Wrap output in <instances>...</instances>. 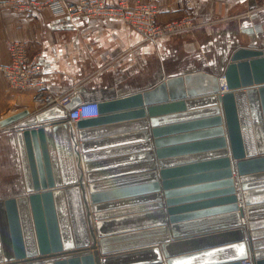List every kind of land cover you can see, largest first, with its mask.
<instances>
[{"label": "water", "instance_id": "1", "mask_svg": "<svg viewBox=\"0 0 264 264\" xmlns=\"http://www.w3.org/2000/svg\"><path fill=\"white\" fill-rule=\"evenodd\" d=\"M263 26L219 74L0 119L24 185L0 199V264H264ZM82 101L100 115L73 124Z\"/></svg>", "mask_w": 264, "mask_h": 264}, {"label": "crops", "instance_id": "2", "mask_svg": "<svg viewBox=\"0 0 264 264\" xmlns=\"http://www.w3.org/2000/svg\"><path fill=\"white\" fill-rule=\"evenodd\" d=\"M193 11L198 22L205 23L196 33L145 42L141 33L118 20L55 17L48 8L36 10L31 15L0 9V65L10 59L7 41H26L32 52L39 54L45 82L52 95L73 94L75 97L80 96L82 88L92 91L101 87H115L119 94L125 95L150 88L162 80L149 86L136 85L138 78H151L156 71L152 65H147L153 59L159 62L157 68L160 70L163 66L176 65L185 53L200 51V36L219 38L223 35L227 38L230 28L239 32V37L246 43L249 40L247 30L264 22V0H201ZM181 14L174 4L165 5L159 20L168 21ZM253 14L255 20L251 19ZM219 30L222 32L217 35ZM215 64L208 71L221 73L224 65L220 68ZM180 73H170L166 77ZM32 103L36 106L33 113L43 110L35 104L32 93L10 90L0 71V119L29 108ZM8 130L11 129L0 131Z\"/></svg>", "mask_w": 264, "mask_h": 264}, {"label": "built area", "instance_id": "3", "mask_svg": "<svg viewBox=\"0 0 264 264\" xmlns=\"http://www.w3.org/2000/svg\"><path fill=\"white\" fill-rule=\"evenodd\" d=\"M0 0L4 9L33 14L36 10L50 9L55 17L69 19L88 18L92 20H118L141 33L145 42H155L182 34H193L205 23H200L194 15L195 4L201 0ZM228 1V0H215ZM174 4L182 14L168 21H160L162 6ZM9 61L0 65L9 87L15 91L37 92L36 101L42 109L54 105L65 106L73 94L56 97L47 94L44 68L39 54L32 52L26 41L9 40L6 44ZM226 89V86L222 87ZM100 115L98 101H82L69 111V121L73 124L83 119Z\"/></svg>", "mask_w": 264, "mask_h": 264}, {"label": "rangeland", "instance_id": "4", "mask_svg": "<svg viewBox=\"0 0 264 264\" xmlns=\"http://www.w3.org/2000/svg\"><path fill=\"white\" fill-rule=\"evenodd\" d=\"M0 9L4 10V8H2L1 6ZM198 30H196L194 33H196ZM227 30L229 33L228 34L229 37L227 36V38L223 37V35H220L219 38L218 37L214 38L210 36L206 37L205 35L200 36L201 37L200 38L201 49H199L200 51L193 53H189V52L185 53L183 60L181 62L178 61L176 65L163 66L160 70V68H157L159 66V62L153 59V61H151L147 65L148 66L152 65V69L154 70L156 69V71L152 70L153 74L151 78L149 76L142 77L144 78L142 80L141 78H138L139 82L136 84L137 87L149 86V84H155L160 79H163L170 73H179V72L183 73L195 69H202L208 71L210 69V66L213 65V63H216L215 65H217V67L219 66L220 68L222 65L225 66V64L227 63L230 57L231 51L234 49L235 45H237L236 44L237 40H241V37H239V32L233 31V29L231 28ZM221 32L222 31L219 30V32H217L216 34L217 35L221 34ZM248 39H250L249 36ZM241 42H242L241 45L244 44L242 40ZM9 89L12 90L10 87ZM12 91L24 92V91H15V90ZM46 91L47 94H51L48 88H46ZM27 92L32 93L34 95L35 104L39 105V107H42L41 103L36 101L37 92L34 91H27ZM26 109H29L33 113V109L35 110L36 106H34L32 103V105ZM14 134L15 131L12 129L8 131H0V199L18 196L22 194L24 191L21 161L19 157L18 148L15 144Z\"/></svg>", "mask_w": 264, "mask_h": 264}, {"label": "bare ground", "instance_id": "5", "mask_svg": "<svg viewBox=\"0 0 264 264\" xmlns=\"http://www.w3.org/2000/svg\"><path fill=\"white\" fill-rule=\"evenodd\" d=\"M224 82V80H223ZM16 125V124H15ZM15 125H8V126H5L4 128L0 126V129H7V128H10V129H13ZM236 183V182H235ZM237 185V184H236Z\"/></svg>", "mask_w": 264, "mask_h": 264}]
</instances>
